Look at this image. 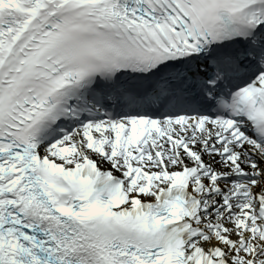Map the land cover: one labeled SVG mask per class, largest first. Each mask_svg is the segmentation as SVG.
Listing matches in <instances>:
<instances>
[{"label": "bare ground", "instance_id": "obj_1", "mask_svg": "<svg viewBox=\"0 0 264 264\" xmlns=\"http://www.w3.org/2000/svg\"><path fill=\"white\" fill-rule=\"evenodd\" d=\"M189 134V133H188ZM210 140H211V138H210ZM206 148H209L208 146H206ZM260 166V163H258V167ZM209 239H211V240H213V242L215 243V245H217V244H219V245H221L222 244V246L224 247L225 246V244H226V241H221L220 239H217V238H215L213 235H211V236H209L208 237ZM207 241H209V240H207ZM247 241V239H246V237H243V239L241 240V242H246ZM202 247L204 248V249H206V250H208V247L206 246V245H202ZM238 251V257H240V253H242L243 254V257H245L247 260H249V259H252V261H254L253 260V258L254 257H252L251 258V256H252V254L251 253H246V252H243V250L242 249H240V248H233V251ZM234 255H236V252L235 253H233ZM228 258V260L229 261H231V257H227ZM247 262V261H246ZM263 264H264V261L262 262ZM232 264H244L242 261H240L239 262V260L237 259L236 261H234ZM254 264H258V262L256 261Z\"/></svg>", "mask_w": 264, "mask_h": 264}]
</instances>
